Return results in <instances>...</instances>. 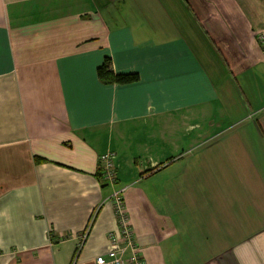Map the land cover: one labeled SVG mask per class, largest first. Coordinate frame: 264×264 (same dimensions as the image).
Instances as JSON below:
<instances>
[{"label":"crops","instance_id":"crops-1","mask_svg":"<svg viewBox=\"0 0 264 264\" xmlns=\"http://www.w3.org/2000/svg\"><path fill=\"white\" fill-rule=\"evenodd\" d=\"M259 31L264 0H0V264H96L122 188L146 264H264Z\"/></svg>","mask_w":264,"mask_h":264},{"label":"built area","instance_id":"built-area-1","mask_svg":"<svg viewBox=\"0 0 264 264\" xmlns=\"http://www.w3.org/2000/svg\"><path fill=\"white\" fill-rule=\"evenodd\" d=\"M256 39L264 57V31L257 32ZM100 164L104 169V179L113 182L115 180L113 155L109 153L101 155ZM125 190L126 188H122L112 195L117 229L110 232V248L105 255L96 257V264H146L131 225V218L124 198ZM85 237L86 233L81 236L83 240Z\"/></svg>","mask_w":264,"mask_h":264},{"label":"trees","instance_id":"trees-1","mask_svg":"<svg viewBox=\"0 0 264 264\" xmlns=\"http://www.w3.org/2000/svg\"><path fill=\"white\" fill-rule=\"evenodd\" d=\"M97 74L105 83H130L139 79L137 73H116L113 70L110 57H106L104 62L97 68ZM52 240L57 241L55 237H52Z\"/></svg>","mask_w":264,"mask_h":264},{"label":"rangeland","instance_id":"rangeland-1","mask_svg":"<svg viewBox=\"0 0 264 264\" xmlns=\"http://www.w3.org/2000/svg\"><path fill=\"white\" fill-rule=\"evenodd\" d=\"M125 1V0H124ZM123 5H124V3H123Z\"/></svg>","mask_w":264,"mask_h":264}]
</instances>
